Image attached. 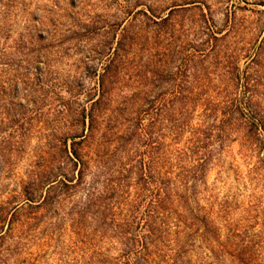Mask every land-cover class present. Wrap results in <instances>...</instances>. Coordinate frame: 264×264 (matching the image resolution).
Returning <instances> with one entry per match:
<instances>
[{
	"label": "rangeland",
	"instance_id": "1",
	"mask_svg": "<svg viewBox=\"0 0 264 264\" xmlns=\"http://www.w3.org/2000/svg\"><path fill=\"white\" fill-rule=\"evenodd\" d=\"M243 76L264 118V0H0V264H132L140 240L149 264H264V132L246 140L217 128L218 105L242 96ZM179 96L190 99L189 128L169 147L191 145L190 127L210 140L203 175L184 173V187L176 162L158 173L178 102L167 121L160 104ZM72 145L86 163L81 182ZM187 154L190 170L198 160ZM159 179L167 224L144 239ZM106 184L119 200L128 192L119 214H130L132 235L115 236L118 218L102 234L84 210Z\"/></svg>",
	"mask_w": 264,
	"mask_h": 264
},
{
	"label": "trees",
	"instance_id": "2",
	"mask_svg": "<svg viewBox=\"0 0 264 264\" xmlns=\"http://www.w3.org/2000/svg\"><path fill=\"white\" fill-rule=\"evenodd\" d=\"M262 49L260 48L258 52H256L255 57L256 59L259 58L260 52ZM255 57L248 62L249 65H252L256 62ZM252 63V64H251ZM242 96H230V97H224V100L221 102L222 105H218L220 107L222 119H220L221 125H219L217 128L219 129V132H226L228 130H239L242 132L243 137L246 140L253 139L254 136L259 137L261 136V132H264V118L263 116L257 111V104L254 103V95L252 93L248 94V91L251 88V85L247 81V77L244 78L243 76V82H242ZM246 94V95H244ZM178 102V108L176 109V118L174 119H167L168 116L174 115V103ZM190 99L185 98L183 96L177 97L174 101H171L170 105L165 101V99H162L160 107H161V118L164 119V121H171L170 126H165L164 128H167V130H164L161 135V142L159 141L157 146V152H159V174L162 175L164 178L165 175H167L166 172L169 173V169L171 168L170 162H176V170L177 173L175 174L180 183L181 180H183V174L189 173L191 171H195L196 175L199 177L203 175L204 173V164H205V154L206 151L205 146L207 145V142L209 140L208 133H205V130H197L194 127H190V137L188 141L191 145H188V147L185 148V150H180L175 147V149H171L169 147L168 140L173 141L176 143V141L179 140L181 134L186 130V128H189V124L187 123V117L188 112V103ZM101 102V98L98 96L96 99L92 101V108H90V111L88 113V119H89V125L90 127H93L94 122L96 121L97 117V105ZM168 104V107H167ZM175 117V116H174ZM180 119V121H179ZM237 125L238 128L233 127ZM205 133V134H204ZM80 137L82 139H85V134H82ZM255 137V138H256ZM78 144V143H77ZM174 151V152H172ZM189 152V157L192 158L193 156H196L197 163L192 166V168L185 169L181 164L184 163L185 158L187 157V153ZM69 159L73 162L75 166H78L79 169L77 171V177L76 182H81L84 178V166L85 161L83 159V155L80 151V147H77L75 145H72L71 151L69 154ZM191 155V156H190ZM202 155V156H200ZM152 164H148L146 169H149L147 171V174L141 175V178L144 180H151L150 172ZM174 166V163H173ZM152 174V173H151ZM62 174L58 175V179H56V183H60L61 185L67 186L71 185L68 184L66 175L61 176ZM166 177V176H165ZM145 180V181H146ZM149 180V181H150ZM95 183V181H94ZM167 184L168 180H162L159 179L158 184L155 185L154 189L149 191V197L150 201L148 202L147 210L145 214V223L144 227L147 229L148 233L147 235L143 236L145 237H159V234L163 232L164 226H166L167 222L166 219L168 216L165 214V211L168 209V204L170 202V196L167 191ZM184 185V182L181 183V185ZM144 186V185H143ZM121 187V182L117 183V189ZM112 187H109V185H103L102 191H90L88 194L87 199L84 201V210H91L94 216L98 219L100 228H102L103 232H107V230L111 227L113 229V226L115 224H112L115 222V219L118 218V223L116 224V228L120 229V233L118 234L115 232L116 237L125 236L129 232L132 235L133 229H131V226L128 224L129 220L131 218L130 214L126 215L127 218H121L119 213L125 208V206L129 205L127 203V197L125 195L128 194L127 191H121L122 196L119 200L116 198L115 193L111 191ZM186 189V188H185ZM29 193L26 192V195ZM135 199L138 197L134 196ZM28 201H33L29 197L26 198ZM46 197L42 198V200L39 203L46 204ZM180 201L187 202V198H183V196H180ZM131 209H128V211L132 212L135 208V205H130ZM155 211V212H154ZM118 213V214H116ZM154 216H153V215ZM116 215V216H115ZM119 216V217H117ZM158 220V223L156 221ZM133 221H131L132 223ZM184 223L181 221L180 215H178L177 220V226ZM102 237V235L100 236ZM111 237V236H109ZM152 242V241H151ZM140 254H136L132 257V261L130 260V263L132 264H149L147 261V248H146V242L145 240H140ZM132 249H135L134 247ZM127 251V254L130 253ZM153 262V261H152ZM96 264H107V262L97 259Z\"/></svg>",
	"mask_w": 264,
	"mask_h": 264
}]
</instances>
